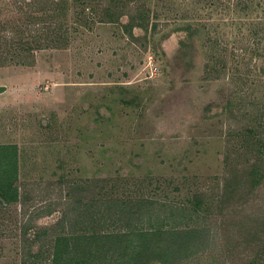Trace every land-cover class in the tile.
<instances>
[{"label": "rangeland", "instance_id": "374dc122", "mask_svg": "<svg viewBox=\"0 0 264 264\" xmlns=\"http://www.w3.org/2000/svg\"><path fill=\"white\" fill-rule=\"evenodd\" d=\"M0 85V264L123 230L130 199L200 230L145 264H264V0H0Z\"/></svg>", "mask_w": 264, "mask_h": 264}, {"label": "trees", "instance_id": "16d2710c", "mask_svg": "<svg viewBox=\"0 0 264 264\" xmlns=\"http://www.w3.org/2000/svg\"><path fill=\"white\" fill-rule=\"evenodd\" d=\"M134 21L129 18L128 29ZM139 24V23H138ZM15 145L0 143V201L16 197ZM120 213L132 224L125 229L104 233L91 232L68 235L59 233L52 239L48 264H92L95 258L112 260V264H145L149 260L166 261L168 256L186 252L188 242L196 240L199 229L193 227H142L137 226L143 217L158 208L142 199L115 202ZM149 208H154L151 211ZM127 220V221H128ZM186 257L187 254H184ZM182 256H180L181 258Z\"/></svg>", "mask_w": 264, "mask_h": 264}, {"label": "water", "instance_id": "95a60500", "mask_svg": "<svg viewBox=\"0 0 264 264\" xmlns=\"http://www.w3.org/2000/svg\"><path fill=\"white\" fill-rule=\"evenodd\" d=\"M3 88H4V86L3 85H0V90L3 89Z\"/></svg>", "mask_w": 264, "mask_h": 264}]
</instances>
